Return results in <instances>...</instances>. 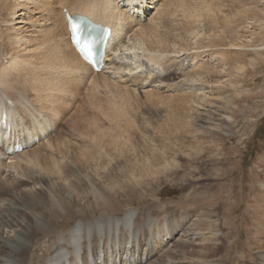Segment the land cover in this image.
Instances as JSON below:
<instances>
[{"label": "rangeland", "instance_id": "1", "mask_svg": "<svg viewBox=\"0 0 264 264\" xmlns=\"http://www.w3.org/2000/svg\"><path fill=\"white\" fill-rule=\"evenodd\" d=\"M17 2L25 14L15 25L30 47L48 30L59 32L58 3L51 11L39 0H0V66L28 45L19 49L11 40L18 35L9 29L21 10ZM143 7L140 22L155 18L146 26L153 35L145 45L134 36L127 41L128 50L111 57L114 74L81 88L52 82L55 99L43 105L35 91L44 95L46 85L33 87V71L21 72L15 86L57 126L50 145L40 138L25 147L36 143L37 158L29 152L21 164L41 170L51 155L70 167L64 176L50 172L53 166L41 174L48 186L39 190L36 213L53 221L44 204L51 197L72 201L74 211L88 207L95 208L93 217L105 215L96 193L106 191L117 206L113 215L136 209L162 224L153 230L163 236L159 264H264V0H144ZM160 77L163 86L155 82ZM89 135L97 136L95 144ZM80 152L93 154L83 159ZM64 153H78L77 165ZM69 223L53 221L54 229ZM47 235L36 231L33 261L44 253Z\"/></svg>", "mask_w": 264, "mask_h": 264}, {"label": "bare ground", "instance_id": "2", "mask_svg": "<svg viewBox=\"0 0 264 264\" xmlns=\"http://www.w3.org/2000/svg\"><path fill=\"white\" fill-rule=\"evenodd\" d=\"M18 1L24 2L25 0ZM39 1L42 2L44 8H49L51 11H53L55 2L59 4V32L54 33L52 30H48L47 33L43 32L44 41L39 42L38 40L37 47L36 45H34L35 48H33V45V47H30L29 38H26V35L23 38V35L19 34L22 26L15 25L22 22L21 15L25 14L22 11L24 4L17 2V5H21V10L14 17L13 24L10 23L12 27H9V29H11L13 34L18 35H12L10 32L12 37H9H11L12 42L14 41L18 48L19 46L21 47L22 42L28 45L24 46L22 54L17 51L16 54L14 53L15 55H11L0 66V118L5 114L4 118L6 122L5 125L0 126V193H4L3 195L0 194V264H159L155 252L158 244L163 240V236L159 232H153V230L161 229L162 224L153 221L150 217L145 216L136 209H128L122 216L113 215L111 211L116 209L117 206L111 201L113 197L110 200L105 195L106 191L104 193L101 191L96 193V200L100 208L102 207L106 210L105 215H101L102 217H93L91 213H93L92 211L95 208L85 207L82 212L78 210L74 211L71 209L74 206L72 201L68 200V203H58L56 199L49 197L44 204H47V208L53 211V221L63 220L64 218L69 219L70 223L67 229L57 231L54 229L53 221H42L43 214L36 213L42 199L40 195L43 193L39 192V190H43L48 185L44 183V178L41 174L43 172L45 174L54 172L53 174L56 176H61L62 174L64 176L65 170L70 167H68L67 162L64 165L60 164L58 162L60 159L57 161L55 160L56 156L50 157L51 155L48 156L50 165L48 161H45L46 163H43L44 165L41 170L36 169L38 166L33 168L25 166V163L21 164L19 158L29 152L32 153L33 160L37 158L33 152L36 143L30 148L22 150L20 154L16 152L17 146L27 145L33 139L35 140L36 137L38 140L40 138L45 139V142H47L45 144L47 146L50 145L48 136L57 127L51 116H45L42 111L33 105L31 100L24 97V92L15 86L21 77L22 71L25 69L33 71V73L28 74L29 78L33 80V87L37 88L38 86V89H44V85H46L44 95H41L38 93V90L32 88L33 91L36 90L35 97L43 105L53 103L55 97L50 96L52 82H67L73 86H76L75 82H78V87L81 88L86 87L87 83L90 85L96 83V78L103 76L105 73L114 74L115 68L111 64L112 59L115 56L117 57V51H127L128 47L125 44L133 36L138 37L142 43L145 41L143 44L145 45L153 35L151 29L148 30L146 26L154 23L155 18L148 19V22L146 21L147 25L141 24V13L143 16L145 13L143 7L144 0H86L85 2L79 0L76 6H67L61 0ZM60 9H66L70 15H86L94 21L111 27L112 33L108 41V51L111 52L105 55L102 66L104 69L102 71L97 73L92 72L90 66L74 50L69 41L66 18H64V14L60 12ZM158 10L156 9L157 13L153 15H158ZM23 28L25 29V27ZM146 48L151 49V46H146ZM109 65L111 66L109 67ZM109 68H111L110 72ZM166 74L163 76H166ZM90 77L92 79L88 81ZM162 79L161 77L157 78L155 82L163 86L164 84L161 83ZM114 82L112 81V83ZM105 86L102 87L106 88ZM12 89H16V92ZM41 92L43 93V91ZM48 98L51 99L49 102H47ZM8 125L9 132H7ZM96 141L97 136L89 135V143L95 144ZM52 149L54 150V147ZM59 150L55 148V151ZM82 154L80 152V156L78 155V157L84 159L88 158L89 155L92 157L93 153H86L84 156ZM61 155L68 162L71 161L73 166L77 165L75 161L79 159L75 154L64 153ZM87 161L85 160L84 163H89ZM52 166L55 169H51L50 171ZM21 180H26L27 185H18L17 183H20ZM108 189L112 191V188ZM25 197H28L26 202ZM78 212H81V214H77ZM54 218L57 219L54 220ZM38 229L48 234L47 239L50 238L49 241L45 240L47 245L44 248V253L42 252L40 256V260L38 259L39 262L31 259L34 253L33 250L36 247L34 238ZM167 231L172 232V227L168 228ZM171 238L164 237V243L168 244ZM168 260L171 261L170 259Z\"/></svg>", "mask_w": 264, "mask_h": 264}]
</instances>
